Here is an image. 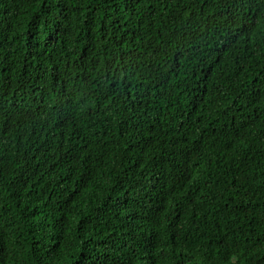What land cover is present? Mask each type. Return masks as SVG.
<instances>
[{"label": "trees", "instance_id": "16d2710c", "mask_svg": "<svg viewBox=\"0 0 264 264\" xmlns=\"http://www.w3.org/2000/svg\"><path fill=\"white\" fill-rule=\"evenodd\" d=\"M0 264H264V0H0Z\"/></svg>", "mask_w": 264, "mask_h": 264}, {"label": "clouds", "instance_id": "9594fccd", "mask_svg": "<svg viewBox=\"0 0 264 264\" xmlns=\"http://www.w3.org/2000/svg\"><path fill=\"white\" fill-rule=\"evenodd\" d=\"M147 106H143L141 108H137L129 112L131 115L137 114L141 109L145 108ZM125 111V109H124ZM165 122H167V126L165 125ZM177 122H175L171 117L169 116H164L162 119V126L163 129L167 134H170L171 130L174 128ZM125 136L131 138L134 141L137 142H152L149 136H147L145 133L139 130H132L128 126H126L125 129ZM123 142L126 143V140L123 139ZM112 161L115 160L114 156H109ZM113 189L115 190L117 194V200L114 203L113 209L110 211V213L116 211V210H122L123 205L127 204L132 206L133 210L135 211L136 218L134 220V225L141 224L145 228L153 229L156 227L154 222L152 221V217L148 215L144 210V205L148 204L146 202V197L143 192V190L138 189V187H134L131 185H127L124 187H118L114 182H112ZM148 234H142V235H136V236H145Z\"/></svg>", "mask_w": 264, "mask_h": 264}]
</instances>
